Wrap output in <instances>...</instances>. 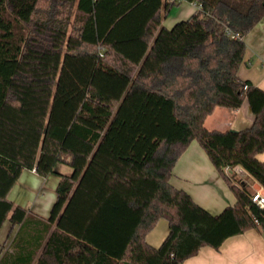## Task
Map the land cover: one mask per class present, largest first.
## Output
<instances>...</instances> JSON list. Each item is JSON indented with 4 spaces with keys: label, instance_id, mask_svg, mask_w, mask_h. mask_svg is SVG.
<instances>
[{
    "label": "trees",
    "instance_id": "trees-1",
    "mask_svg": "<svg viewBox=\"0 0 264 264\" xmlns=\"http://www.w3.org/2000/svg\"><path fill=\"white\" fill-rule=\"evenodd\" d=\"M182 1L198 8L165 27ZM263 17L264 0H0V230L19 226L0 264H183L264 228L255 190L225 172L264 186V89L239 76ZM245 99L251 126L206 127ZM193 139L237 198L216 215L170 182ZM25 169L60 177L46 218L9 198ZM160 218L169 233L153 247Z\"/></svg>",
    "mask_w": 264,
    "mask_h": 264
},
{
    "label": "crops",
    "instance_id": "crops-1",
    "mask_svg": "<svg viewBox=\"0 0 264 264\" xmlns=\"http://www.w3.org/2000/svg\"><path fill=\"white\" fill-rule=\"evenodd\" d=\"M185 4H188L186 6ZM198 8L195 2L182 1L173 6L162 19V24L173 27L178 21L188 19ZM171 16V17H170ZM170 17V19H169ZM246 52L239 68V76L249 84L264 89V17L244 37ZM255 114L247 99L236 109L217 107L205 120L209 129L241 130L253 124ZM264 161V151L257 154ZM56 170L70 175L73 169L59 163ZM232 183L248 187L264 194V186L255 180L242 166L231 171ZM60 177L57 174L39 175L35 169H25L9 193L14 204L21 205L42 217H48L56 200V187ZM171 184L188 192L194 201L216 215L236 203V195L225 175L217 169L206 150L197 139L191 140L181 154L170 178ZM14 194V196H13ZM6 228L4 235L1 232ZM19 226L7 220L0 230V257L7 249ZM169 233V221L160 218L147 233L146 240L153 247H159ZM183 264H264V228L253 227L241 234L227 238L219 248L203 246L200 251L187 258Z\"/></svg>",
    "mask_w": 264,
    "mask_h": 264
},
{
    "label": "built area",
    "instance_id": "built-area-1",
    "mask_svg": "<svg viewBox=\"0 0 264 264\" xmlns=\"http://www.w3.org/2000/svg\"><path fill=\"white\" fill-rule=\"evenodd\" d=\"M233 169L234 168L230 166L225 167V172L229 177H231V179H233V175L231 173ZM252 201L255 202L257 205H259L260 207L264 208V194L263 193L259 191H255V193L252 195Z\"/></svg>",
    "mask_w": 264,
    "mask_h": 264
},
{
    "label": "rangeland",
    "instance_id": "rangeland-1",
    "mask_svg": "<svg viewBox=\"0 0 264 264\" xmlns=\"http://www.w3.org/2000/svg\"><path fill=\"white\" fill-rule=\"evenodd\" d=\"M185 5L188 6V4H185ZM170 17H171V16H170ZM170 17H169V19H170ZM170 20H171V19H170ZM21 32L26 33V32H27V28L24 27V28H22V29H19V33H21ZM13 196H14V194H13ZM5 231H6V228L4 227V229H3L2 232H1V237L4 235Z\"/></svg>",
    "mask_w": 264,
    "mask_h": 264
}]
</instances>
